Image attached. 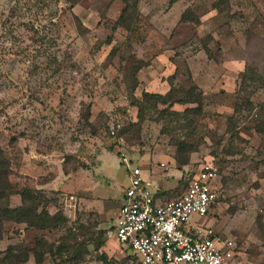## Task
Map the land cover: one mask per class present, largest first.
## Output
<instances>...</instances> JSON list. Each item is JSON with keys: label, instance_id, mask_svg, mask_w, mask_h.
Segmentation results:
<instances>
[{"label": "rangeland", "instance_id": "1", "mask_svg": "<svg viewBox=\"0 0 264 264\" xmlns=\"http://www.w3.org/2000/svg\"><path fill=\"white\" fill-rule=\"evenodd\" d=\"M124 8L0 0V149L12 190H32L39 211L68 219L41 232L4 222L0 264H22L6 250L40 237L56 254L44 264H128L115 241L98 249L129 185L123 157L155 187L154 177L180 170L169 197L214 164L220 201L199 222L235 238L247 264H264V135L253 130L264 120V0H140L133 35L117 28ZM185 12L192 22L181 23ZM189 73L204 93L202 113L188 111L197 104L147 105L139 122L144 91L166 94L172 81L181 98ZM7 205L21 206V196L8 193Z\"/></svg>", "mask_w": 264, "mask_h": 264}, {"label": "built area", "instance_id": "2", "mask_svg": "<svg viewBox=\"0 0 264 264\" xmlns=\"http://www.w3.org/2000/svg\"><path fill=\"white\" fill-rule=\"evenodd\" d=\"M122 162L129 185L107 237L129 253L128 264H247L235 238L199 222L211 217L220 201L214 164L202 165L179 196L166 198L144 177L142 167L131 166L126 157Z\"/></svg>", "mask_w": 264, "mask_h": 264}, {"label": "trees", "instance_id": "3", "mask_svg": "<svg viewBox=\"0 0 264 264\" xmlns=\"http://www.w3.org/2000/svg\"><path fill=\"white\" fill-rule=\"evenodd\" d=\"M121 1L125 4V8L123 9L122 14L120 15L119 19L116 22L117 28H122L128 32V35H133L136 33V28L134 23V20L136 19L131 18V13L137 15L139 14L140 0H121ZM216 7H217L216 9L221 11V9H219L220 5L217 4ZM192 21L193 20L189 18L187 12H185L181 17V23L192 22ZM199 21L200 20L197 18L194 20V22L196 23H199ZM206 51L207 54L209 55L210 54L209 50L206 49ZM140 69H141L140 67H136L135 68L136 73H138ZM244 74L242 78L243 82L246 81V73ZM189 80L192 82V88L190 91L185 90L186 92L183 94V97L181 98L178 88L173 86L172 81L169 82L170 89L166 94L150 93L144 91L142 94L143 101L138 102L135 105L139 109L138 110L139 122L145 121L144 109L147 105H149V107L152 108L161 104L169 108V107H173L176 104L179 105L197 104L198 107L194 109H189L188 111L194 113H202L204 93L199 88V86L195 84L191 73H189ZM135 82L136 84H138L137 80ZM193 94L197 95L195 96L197 100H195ZM248 103L250 110L254 108V105L251 101H248ZM230 121H233V118H230ZM253 130H255L257 133L264 135V120H260V122H257L254 125ZM179 163L182 165L186 164L181 161ZM8 164H9L8 158L5 156L4 151L0 149V200L5 199L8 193H10V195L15 193V195L21 196L22 205L15 208H12L10 205L0 208V241L3 239L4 222L25 224L28 230L35 229L38 232L49 230L52 227L58 228L63 224H66L68 222V219L63 213L51 215V213L45 208L39 211L40 204L35 201L36 198L38 199V197L37 195H34V192L32 190L30 189H26V190L22 189L21 191L12 190V185L9 179ZM82 168H85V166H82ZM193 176L191 177L190 181L192 180ZM170 192H172V190H170L169 192L160 193L159 196L160 197L169 196ZM169 198H173V197H169ZM106 243L107 242L104 241L102 244H100L98 249L103 248L106 245ZM14 252H17V254H14ZM6 253L9 255L8 259L6 258L7 260L18 259L19 262H21L22 264L28 263L31 257L34 258L36 264H44L45 257L47 255H49L53 260L56 258L53 245L50 244L45 237L37 238L35 244H33L29 248L9 247L6 250ZM104 257L106 259L108 258L106 254H104ZM113 263L116 264L115 259L110 260V264Z\"/></svg>", "mask_w": 264, "mask_h": 264}, {"label": "crops", "instance_id": "4", "mask_svg": "<svg viewBox=\"0 0 264 264\" xmlns=\"http://www.w3.org/2000/svg\"><path fill=\"white\" fill-rule=\"evenodd\" d=\"M145 166H146V164L144 165V168H145ZM79 173H80V171H78L77 173L73 174L72 176H75V175H77ZM164 177H165V175H158V177H154V178L152 177L154 182H155L154 184L157 186L156 187L157 190H159V193L169 192L170 190H172V188H174V185L176 184V182L178 184V180L182 177V172L180 170L173 169L170 174H166V177L165 178ZM159 178H161L162 182H161V180ZM146 179H148L150 181L149 178H146ZM166 198H169V196H166ZM119 203L120 204H119L118 214L115 217L113 225H112V227L110 229H112L114 227L115 223L117 222V219H118V216H119V210H120V206H121V201ZM90 207L93 208L92 205H90ZM209 218H211V217H208L206 219H209ZM206 226L213 227L211 225H206ZM111 243L113 244L115 242L113 240H108L106 245H110ZM106 248L107 247H105L104 249H106ZM31 258H33V257H31Z\"/></svg>", "mask_w": 264, "mask_h": 264}]
</instances>
